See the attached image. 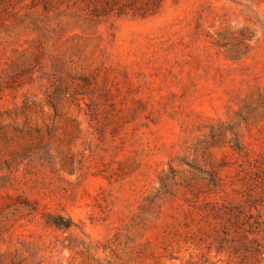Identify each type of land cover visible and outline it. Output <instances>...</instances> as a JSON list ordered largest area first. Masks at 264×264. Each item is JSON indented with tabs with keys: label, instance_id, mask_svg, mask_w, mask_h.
<instances>
[{
	"label": "rangeland",
	"instance_id": "374dc122",
	"mask_svg": "<svg viewBox=\"0 0 264 264\" xmlns=\"http://www.w3.org/2000/svg\"><path fill=\"white\" fill-rule=\"evenodd\" d=\"M0 264H264V0H0Z\"/></svg>",
	"mask_w": 264,
	"mask_h": 264
},
{
	"label": "trees",
	"instance_id": "16d2710c",
	"mask_svg": "<svg viewBox=\"0 0 264 264\" xmlns=\"http://www.w3.org/2000/svg\"><path fill=\"white\" fill-rule=\"evenodd\" d=\"M56 225H61V224H59L58 222H54Z\"/></svg>",
	"mask_w": 264,
	"mask_h": 264
}]
</instances>
